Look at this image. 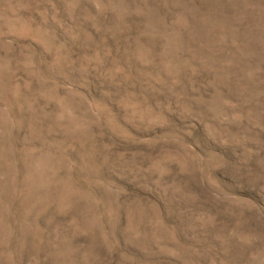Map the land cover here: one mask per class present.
Segmentation results:
<instances>
[{
  "label": "rangeland",
  "instance_id": "obj_1",
  "mask_svg": "<svg viewBox=\"0 0 264 264\" xmlns=\"http://www.w3.org/2000/svg\"><path fill=\"white\" fill-rule=\"evenodd\" d=\"M0 264H264V0H0Z\"/></svg>",
  "mask_w": 264,
  "mask_h": 264
}]
</instances>
